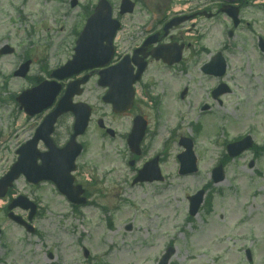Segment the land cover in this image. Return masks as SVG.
<instances>
[{
  "label": "rangeland",
  "instance_id": "374dc122",
  "mask_svg": "<svg viewBox=\"0 0 264 264\" xmlns=\"http://www.w3.org/2000/svg\"><path fill=\"white\" fill-rule=\"evenodd\" d=\"M97 1L77 0L73 9L71 0H0V49L9 45L14 50L0 56V177L41 120L27 118L16 96L33 87L34 78L45 79L47 71L68 60ZM109 1L117 17L120 0ZM244 18L255 22L251 33L239 31L231 38L224 17L198 19L195 27L202 39L193 43V50L202 45L213 54L221 51L228 64L224 77H204L193 60L187 62V71L156 73L153 94L164 101L150 112L155 140L146 142L151 144L147 158L160 155L164 180L132 186L134 170L127 163L124 144L102 138L94 123L80 139L86 151L78 162L82 184L88 183L84 178L91 180L86 187L90 205L73 209L52 185L34 187L18 178L13 192L38 202L40 214L31 222L35 230L29 234L0 213V264H157L167 247L175 250L169 264H264V52L258 50V38L264 39V11L246 9ZM208 55L203 52L201 61ZM25 58L32 61L27 79L13 76ZM95 81L81 100L92 105L96 120L106 110ZM221 83L230 92L219 105L209 94ZM184 88L187 95L177 99ZM204 103L211 107L208 113L201 112ZM197 126L201 131L195 130ZM70 127L71 118L59 122L61 142ZM180 134L194 141L196 174L177 175ZM245 135L254 147L226 160L224 182L213 184L211 171L227 153L225 142ZM203 187L210 188L206 202L189 217L187 196ZM0 203L4 207L5 202ZM211 227L215 228L211 240L201 245L199 237Z\"/></svg>",
  "mask_w": 264,
  "mask_h": 264
},
{
  "label": "flooded vegetation",
  "instance_id": "af4514ba",
  "mask_svg": "<svg viewBox=\"0 0 264 264\" xmlns=\"http://www.w3.org/2000/svg\"><path fill=\"white\" fill-rule=\"evenodd\" d=\"M135 3L138 5L137 2ZM228 4H232L239 9L240 26L243 25L245 21V8L243 7L246 4V0H191L189 7L186 6L184 9L179 8L174 10L170 7H155L152 9L141 7L133 10L130 15L126 16L127 20L125 22L127 25L124 24V19H122L121 23L123 26L115 36L113 43L114 51L109 66L116 65L122 62V60H125L127 61V65L133 68L134 73L137 72L139 67L143 71L140 76V81L134 85L132 102L128 99L130 94L129 90H124L121 93L122 105L120 108L124 112L116 113L113 111L111 104L104 103L105 109H107V115L103 117L104 123L107 128L112 130L113 134H107L106 130L100 131L104 132L110 139H118L124 144L125 151L130 156V160L134 161V166L145 155L144 152L146 150L144 148L145 143L143 142L144 144L141 146L140 155L136 156L131 153L128 139L132 133L135 119L140 118L142 122H147L149 128L153 124L152 121H149V117L150 112L154 111V106L157 102L153 94L158 78L156 73L159 72L162 75L166 70L171 68L164 64L161 59H158L159 55L153 56V54L160 52L162 54H171L177 49L180 50L183 61L187 55L194 56L195 52L192 48L191 38H187L189 35L187 32L191 31V27H188L187 24L198 17L204 19L217 17L220 8ZM226 19L231 22L228 18ZM180 20H184L183 23L165 30L168 23L172 21L175 24ZM155 66H157V69L154 71L153 67ZM90 75V81H92L91 79L96 80L98 86L97 72L91 71ZM99 89L101 90V100L111 90L108 87H99ZM80 97L75 98L74 102L79 103ZM59 98L60 96L55 101V105L58 104ZM48 111L44 112L43 117L48 115ZM65 117L71 118L73 121L71 114L65 115ZM65 117H61L57 121V128L52 134L53 142L57 147L65 144V141L61 142L57 135L58 124ZM98 120L96 118L92 122L97 123ZM72 127L73 125L69 132L72 131ZM149 133L147 127V135Z\"/></svg>",
  "mask_w": 264,
  "mask_h": 264
},
{
  "label": "water",
  "instance_id": "95a60500",
  "mask_svg": "<svg viewBox=\"0 0 264 264\" xmlns=\"http://www.w3.org/2000/svg\"><path fill=\"white\" fill-rule=\"evenodd\" d=\"M122 3L123 4L121 7V12L131 11V4H129L126 0H123ZM117 28L118 25L116 24V22L111 20L109 4L104 0L99 1L98 7L95 9L94 14L88 19L86 28L79 36L80 38L76 45L75 56H73L72 58L73 60L70 61L64 68L57 70V72H55L53 76L64 78L68 77V75L78 74L80 71L87 68L88 66L84 65L85 59H83L85 53V40L90 35L97 33L103 37H107L108 39H110ZM2 52L5 53L10 51H4L3 49ZM28 66L29 63L24 64V66L21 67L19 71H17L16 75L24 77L26 71L28 70ZM221 66L223 67V64ZM105 74L106 72H101V79L106 76ZM86 81V78H84L82 83H85ZM133 82L134 80H132L129 85H131V83ZM108 84L111 85L110 82H108ZM118 84H120V82ZM58 90L59 85L57 86L54 83H45L41 84L33 90L25 91L17 100L22 105V107L25 108V111H27L28 114L32 115L48 107L51 104L53 98L58 94ZM72 95L73 92L70 95L65 96V99L62 101V106L53 113L51 123L54 122L59 114L74 110L75 106L71 105L70 100L68 99V97H71ZM88 116L89 114H87L83 118V120L76 121L74 134L71 137L70 142L66 145L67 147L65 149H62L61 152L53 151L48 154L38 155L35 148L36 142L38 141L37 135L35 136L34 140L28 142L27 145H24L21 149H19L18 163L11 167V171L7 173L5 177L0 179V197H3L5 195V191L7 190V188L12 185L13 181L17 179L20 174H24L28 181H32L36 184L41 180H53L58 189L61 192L65 193L68 196L69 200L76 203H84L85 200L79 199V196L83 193L82 190L80 189V187H72L73 180L70 178L69 174L74 169L73 162L76 159V156L81 152V146L75 143V138L79 134H82V132L84 131L87 125L86 122ZM43 129L44 127L40 129V135ZM239 145L240 144H234V146L229 147V150H232L234 147L237 148ZM249 146L250 143H246L238 150L232 151L231 156L239 154ZM38 158H41L42 160V164L40 166L36 165V161ZM193 171H195L194 167ZM215 172H220V168L217 171L215 170ZM139 175L141 176V180L145 179V177L142 176V172L139 173ZM221 180L222 176L216 178L214 181L217 182ZM201 197L202 192H199L197 194V200L193 201L191 205L192 215H194L197 208L199 207L198 205L200 204ZM18 203L24 208H27L29 206L25 199H20ZM33 211L34 209L32 207L31 215L33 214ZM172 253L173 251L168 249L167 254L163 257L160 264H167L168 259L170 258Z\"/></svg>",
  "mask_w": 264,
  "mask_h": 264
},
{
  "label": "bare ground",
  "instance_id": "6f19581e",
  "mask_svg": "<svg viewBox=\"0 0 264 264\" xmlns=\"http://www.w3.org/2000/svg\"><path fill=\"white\" fill-rule=\"evenodd\" d=\"M0 205H1V203H0ZM214 230H215V228L211 227L203 236L199 237L200 238L199 242L201 243V245L202 244L206 245L209 243Z\"/></svg>",
  "mask_w": 264,
  "mask_h": 264
}]
</instances>
